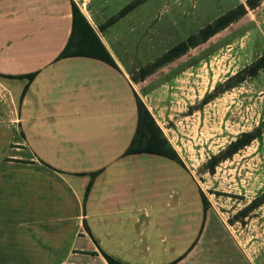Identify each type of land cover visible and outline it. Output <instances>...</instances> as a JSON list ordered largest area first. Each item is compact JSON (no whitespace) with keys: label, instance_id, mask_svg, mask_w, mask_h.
Instances as JSON below:
<instances>
[{"label":"crops","instance_id":"0c3cea01","mask_svg":"<svg viewBox=\"0 0 264 264\" xmlns=\"http://www.w3.org/2000/svg\"><path fill=\"white\" fill-rule=\"evenodd\" d=\"M73 3L0 0V264H264L229 244L202 199H161L162 179L184 186L165 157L148 168V151L107 150L116 134L129 142L136 129L140 67L117 54L120 39L100 31L90 11L83 16L117 69L84 56L59 59ZM125 159L135 160L131 168ZM162 167L164 177L156 174ZM150 175L159 185L156 210Z\"/></svg>","mask_w":264,"mask_h":264},{"label":"rangeland","instance_id":"374dc122","mask_svg":"<svg viewBox=\"0 0 264 264\" xmlns=\"http://www.w3.org/2000/svg\"><path fill=\"white\" fill-rule=\"evenodd\" d=\"M72 1L83 15L89 11L97 15L100 31L113 29L111 37L120 39L117 54L126 64L131 62V68L140 69L229 10L245 5V16L206 43L145 80L137 73L136 81L132 77L136 129L129 142L116 134L107 150L122 152L127 146L130 151L148 150V168L162 166L152 152L173 156L163 163L178 171L184 186L177 190L175 181L162 179L161 199L166 201L168 194L202 199L206 212L223 223L229 244L250 251L251 258L259 255L256 263H264V69L223 92L230 77L264 56V0L254 9L247 0H148L109 27L110 17L136 0ZM78 27L72 51L82 52L86 42L95 47L92 34L83 24ZM140 104L152 121L144 110L139 117ZM244 134L257 137L225 157L228 146ZM134 161L125 159L122 164L131 168ZM158 173L168 175L163 167ZM158 187L157 178L150 175L148 200H153L155 210Z\"/></svg>","mask_w":264,"mask_h":264},{"label":"trees","instance_id":"16d2710c","mask_svg":"<svg viewBox=\"0 0 264 264\" xmlns=\"http://www.w3.org/2000/svg\"><path fill=\"white\" fill-rule=\"evenodd\" d=\"M148 0H136L132 4L126 6L124 9L119 11L117 14H115L113 17H111L108 22L106 23L109 26H112L120 19L127 16L129 13H131L136 7L146 3ZM259 0H247V4L250 6L251 9H254ZM73 11V31L72 36L70 39V42L66 49L59 55V59L67 58V57H78V56H84L89 58H94L101 60L105 62L106 64L110 65L111 67L117 69V66L101 41L98 39V37L93 32L91 26L88 24L87 20L81 13V11L78 9V7L73 3L72 6ZM247 13V9L245 5L240 4L234 9L229 10L225 14L221 15L217 19H215L212 23L202 28L200 31H198L196 34L191 35L183 42L179 43L177 46L173 47L169 51L165 52L161 57L157 58L153 63H150L146 65L145 67L141 68L137 75L141 76V80H145L147 77L153 75L156 71L163 68L164 66L174 62L175 60L181 58L183 55H185L190 49L196 48L204 43H206L210 38L218 34L219 32L226 29L228 26L232 25L233 23L240 20L243 16H245ZM80 22V23H79ZM84 25V29H86V32H89L92 34V36L95 38L96 45H92V43L86 42L85 45H83V51L82 52H74L72 51L71 41L73 37H75L76 31H78V25ZM103 31V30H102ZM264 69V56L258 58L254 62H252L249 66L238 72L236 75L230 77L228 81L225 83V89L224 91H228L239 84L243 83L248 78H252L256 76L261 70ZM34 77V74L28 76V80L32 81ZM136 81V78H134ZM222 85H219L217 88H221ZM28 86H26L25 92L27 91ZM142 110L145 111V114L150 118L152 121V117L148 113V111L145 109V107L140 104L139 108V117L142 116ZM140 120V118H139ZM257 136H249L248 134L242 135L236 142L231 143L228 146V150L226 152L225 157H230L233 154H235L237 151L242 149L243 147L247 146L252 140H254ZM148 151V150H146ZM140 151H130L128 150L126 154L130 153H139ZM224 153V152H222ZM221 153V155H222ZM153 155H159L163 156L165 158L174 159L173 156L166 155L161 152H152ZM223 158V157H222ZM213 172V169H212ZM112 264H118L116 262H111Z\"/></svg>","mask_w":264,"mask_h":264}]
</instances>
